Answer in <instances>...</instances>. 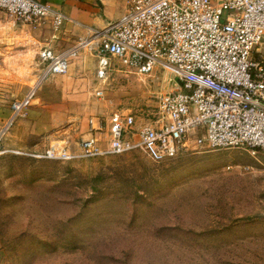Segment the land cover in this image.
<instances>
[{
  "label": "rangeland",
  "instance_id": "1",
  "mask_svg": "<svg viewBox=\"0 0 264 264\" xmlns=\"http://www.w3.org/2000/svg\"><path fill=\"white\" fill-rule=\"evenodd\" d=\"M59 29L0 11L3 112L35 92L1 142L0 264H264V151L80 155L92 118L151 110L176 85L161 67L100 81L94 34L68 46ZM46 48L73 54L67 73L42 79ZM55 143L74 156L45 157Z\"/></svg>",
  "mask_w": 264,
  "mask_h": 264
},
{
  "label": "built area",
  "instance_id": "2",
  "mask_svg": "<svg viewBox=\"0 0 264 264\" xmlns=\"http://www.w3.org/2000/svg\"><path fill=\"white\" fill-rule=\"evenodd\" d=\"M0 11L29 22L51 16L56 27L66 20L40 0H0ZM93 34L100 81L117 67L140 75L161 67L173 74L176 88L160 93L151 110L117 109L105 123L92 118L80 155L142 150L160 162L199 149L264 151V0H128L122 17ZM72 55L43 49L42 79L67 73ZM96 94L102 98L104 90ZM34 95L13 102L0 154L8 127ZM44 156L74 155L55 143Z\"/></svg>",
  "mask_w": 264,
  "mask_h": 264
},
{
  "label": "crops",
  "instance_id": "3",
  "mask_svg": "<svg viewBox=\"0 0 264 264\" xmlns=\"http://www.w3.org/2000/svg\"><path fill=\"white\" fill-rule=\"evenodd\" d=\"M40 1L48 3L53 9H59L66 15V20L58 27V29L61 27L58 34L61 41L68 46H73L76 42L79 44L80 41L78 42L77 38L85 42L95 30L105 28L110 21L122 17L128 9V0ZM11 115L12 108L10 113L6 114L0 106V131L9 123ZM12 124L8 127L3 138L6 136Z\"/></svg>",
  "mask_w": 264,
  "mask_h": 264
}]
</instances>
